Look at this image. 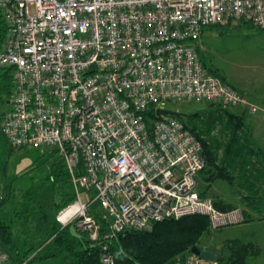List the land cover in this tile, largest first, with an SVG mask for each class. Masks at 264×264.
<instances>
[{
    "label": "built area",
    "instance_id": "1",
    "mask_svg": "<svg viewBox=\"0 0 264 264\" xmlns=\"http://www.w3.org/2000/svg\"><path fill=\"white\" fill-rule=\"evenodd\" d=\"M8 25L0 69L13 68L0 130L15 148L47 147L63 161L75 200L56 220L102 245L126 230L191 215L212 229L244 220L198 191L201 140L178 118L145 114L165 102L259 107L210 73L203 31L233 21L264 28V0H0ZM98 204L107 231L91 214ZM10 255L0 242V264ZM190 252L170 264H202ZM21 264H29V259Z\"/></svg>",
    "mask_w": 264,
    "mask_h": 264
},
{
    "label": "trees",
    "instance_id": "2",
    "mask_svg": "<svg viewBox=\"0 0 264 264\" xmlns=\"http://www.w3.org/2000/svg\"><path fill=\"white\" fill-rule=\"evenodd\" d=\"M7 31L8 25L0 8V50L4 46ZM200 52L201 48L198 47L199 55ZM12 70L0 69L2 103L7 102L13 92ZM208 71L226 82L217 71ZM236 88L251 101L244 91ZM197 104H204L205 107L186 111L182 117H164L178 118L185 128L201 140L205 166L198 175L205 173L208 189L219 179L241 186L244 191L239 199L248 210L239 208L244 220L238 224L252 220L250 208L264 200V148L256 143L247 124V112H255L242 105L209 101H197ZM229 106H240L244 111H231ZM164 117H159L155 108L149 109L145 114L149 130L155 120ZM59 161L60 168L57 167V171L53 170L51 174V195L34 196L31 191L24 195L26 202L20 211L18 240L15 239L18 228L0 218V242L10 255L8 264H21L26 259H29V264H103L102 245L92 242L88 232L77 229L74 223L63 226L56 220V215L75 200L66 167L61 159ZM198 191L201 197L211 198L219 210L238 208L234 202H225L219 196L213 197L206 190L199 188ZM90 211L101 223L102 231H107L109 223L103 218L98 204H94ZM211 229L208 217L203 215L167 219L154 223L149 230L132 229L127 234L119 233L118 238L111 242L109 251L113 253L115 264H170L190 253L194 246L203 249L200 246L201 238ZM226 244L229 252L219 258L223 264H252L249 258L260 254V248L252 242L232 239Z\"/></svg>",
    "mask_w": 264,
    "mask_h": 264
},
{
    "label": "rangeland",
    "instance_id": "3",
    "mask_svg": "<svg viewBox=\"0 0 264 264\" xmlns=\"http://www.w3.org/2000/svg\"><path fill=\"white\" fill-rule=\"evenodd\" d=\"M198 43L201 45L200 57L206 68L217 71L226 82L244 91L260 108L255 113L247 112V124L256 143L264 148V29L246 22L233 21L227 26L207 28ZM158 107L184 113L200 110L205 105L197 104V101L165 102ZM8 108L10 104L0 102V113ZM228 108L236 112L244 111L240 106ZM59 159L58 154L47 147H12L0 130V218L17 227V235L21 227L20 211L26 202L24 195L29 191L34 196L52 194L51 174L53 170L57 171V167L60 168ZM204 176L203 172L198 175V189L206 190L213 197L219 196L225 202H234L238 208L244 209L239 200L244 190L238 183L219 179L208 189ZM250 211L254 216L264 211V200L250 208ZM238 226L229 225L211 230L203 235L200 246L211 248L218 243L224 245L225 241L235 238L233 235L240 234L262 249L257 259L264 260V224L257 228L241 226L237 232ZM250 260V263L255 264L254 258Z\"/></svg>",
    "mask_w": 264,
    "mask_h": 264
},
{
    "label": "crops",
    "instance_id": "4",
    "mask_svg": "<svg viewBox=\"0 0 264 264\" xmlns=\"http://www.w3.org/2000/svg\"><path fill=\"white\" fill-rule=\"evenodd\" d=\"M255 27V26H254ZM207 29V28H206ZM205 29V30H206ZM204 30V31H205ZM203 31V32H204ZM199 47H201V45L199 44ZM253 102V101H252ZM240 200V199H239ZM241 201V200H240ZM245 210H248V209H246V208H244ZM262 216H264V211H261V212H258V215H256V216H254L253 215V218H252V220H249V221H247V222H244V223H242V224H238L239 226L237 227V229H236V231L238 232V228L239 227H243V228H257V227H259V226H261L262 224H264V218H261ZM222 228V227H221ZM218 229V228H217ZM211 230H214V229H211ZM236 232V233H237ZM233 237H235L234 239H240V240H242V241H245V242H253V241H250V240H247L246 238H243V237H241V235L239 234L238 236H234L233 235ZM18 238H19V234L17 235H15V239L16 240H18ZM232 240V239H231ZM227 241H229V240H227ZM227 241H225V243H224V245L223 244H221V243H218V244H216L215 246H213V247H204L203 249H207V250H209V251H212V252H214L217 256H219V258H220V256L222 255V256H225V255H227L228 254V252L229 251H226V246L225 245H227L226 243H227ZM19 242V241H18ZM225 250V251H224ZM228 250V249H227ZM261 251H262V249H260V253H261ZM258 256H260V254L258 255ZM258 256H255V257H250L251 258V260L254 258V260H255V264H261V262H264V260H262V259H257V257ZM250 260V261H251ZM202 264H223L219 259L216 261V262H211V261H202Z\"/></svg>",
    "mask_w": 264,
    "mask_h": 264
},
{
    "label": "water",
    "instance_id": "5",
    "mask_svg": "<svg viewBox=\"0 0 264 264\" xmlns=\"http://www.w3.org/2000/svg\"><path fill=\"white\" fill-rule=\"evenodd\" d=\"M156 113L159 117L171 115L176 117H182V113L170 109L165 108H157ZM129 231H124L125 234H127ZM191 252L198 255L202 260L204 261H211L216 262L219 259V256H217L214 252L209 251L207 249H201L198 246H194L191 248Z\"/></svg>",
    "mask_w": 264,
    "mask_h": 264
}]
</instances>
